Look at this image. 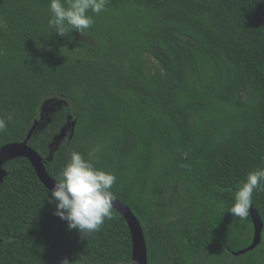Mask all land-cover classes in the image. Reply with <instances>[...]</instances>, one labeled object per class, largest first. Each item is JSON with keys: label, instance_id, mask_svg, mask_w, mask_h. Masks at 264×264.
<instances>
[{"label": "trees", "instance_id": "trees-1", "mask_svg": "<svg viewBox=\"0 0 264 264\" xmlns=\"http://www.w3.org/2000/svg\"><path fill=\"white\" fill-rule=\"evenodd\" d=\"M49 6L0 0V118L13 117L0 149L37 121L28 144L53 179L72 151L114 174L110 191L138 217L148 264H264V229L234 255L252 242L250 209L227 213L264 167V0H108L89 11L90 28L64 36ZM3 167L0 264H131L118 211L82 237L53 214L27 158ZM251 206L264 223V191Z\"/></svg>", "mask_w": 264, "mask_h": 264}, {"label": "clouds", "instance_id": "clouds-1", "mask_svg": "<svg viewBox=\"0 0 264 264\" xmlns=\"http://www.w3.org/2000/svg\"><path fill=\"white\" fill-rule=\"evenodd\" d=\"M107 3L108 0H50L49 27L59 36L73 30L83 33L94 23L89 11L99 15L106 10ZM12 119L11 115L0 118V132L7 129ZM115 182L114 174L96 168L91 160L72 151L57 181L48 189L47 198L54 203L53 214L66 221L69 230L75 229L86 237L98 231L106 219H111L114 196L110 189ZM254 191H264V167L249 172L246 180L239 183L227 213L246 218ZM61 264H70V261L65 258Z\"/></svg>", "mask_w": 264, "mask_h": 264}, {"label": "water", "instance_id": "water-1", "mask_svg": "<svg viewBox=\"0 0 264 264\" xmlns=\"http://www.w3.org/2000/svg\"><path fill=\"white\" fill-rule=\"evenodd\" d=\"M36 125H37V121L34 123L32 129L29 131V134L25 141L8 143L0 149V184L3 182L4 178L7 175V172L3 166L9 159L5 160L4 158L6 154L11 150H16L20 153V155L17 157H25L31 162L40 181L48 189H51L55 184L56 180L53 179L46 171L43 158L36 150H34L28 144L29 140L32 137L33 131L36 128ZM72 125L75 126V121L72 123ZM112 208L118 211L128 224L132 238L131 264H148V247L144 235V230L138 217L135 215V213L126 203H124L123 201L119 200L116 197H114ZM250 215L254 226V234H253L252 242L246 248L234 252V255L238 256L245 254L255 249L258 245H260L262 241V232L264 229V223L261 218V215L259 214L258 210L255 209L253 206H250Z\"/></svg>", "mask_w": 264, "mask_h": 264}, {"label": "rangeland", "instance_id": "rangeland-1", "mask_svg": "<svg viewBox=\"0 0 264 264\" xmlns=\"http://www.w3.org/2000/svg\"><path fill=\"white\" fill-rule=\"evenodd\" d=\"M79 39H81L82 41H84L85 43H88V44H91V45H93V46H96L97 44L95 43V39L92 37V36H90V35H84V34H79ZM63 133H65V131L63 132ZM58 140H59V138H57L56 139V141H55V144H54V146H56L57 145V143H58ZM170 199H171V203H174V201L176 200V196H175V191L173 190L172 191V193H171V197H170ZM182 212H180V214H181ZM176 217V216H175ZM174 217V218H175Z\"/></svg>", "mask_w": 264, "mask_h": 264}, {"label": "bare ground", "instance_id": "bare-ground-1", "mask_svg": "<svg viewBox=\"0 0 264 264\" xmlns=\"http://www.w3.org/2000/svg\"><path fill=\"white\" fill-rule=\"evenodd\" d=\"M20 155V153L18 152V151H16V150H11V151H9L7 154H6V156H5V160H7V159H10V158H13V157H17V156H19Z\"/></svg>", "mask_w": 264, "mask_h": 264}]
</instances>
